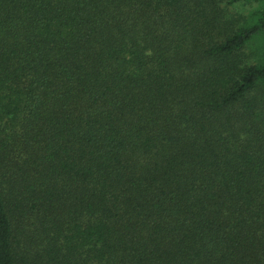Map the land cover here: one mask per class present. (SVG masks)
<instances>
[{
	"label": "trees",
	"instance_id": "16d2710c",
	"mask_svg": "<svg viewBox=\"0 0 264 264\" xmlns=\"http://www.w3.org/2000/svg\"><path fill=\"white\" fill-rule=\"evenodd\" d=\"M0 264H264V0H0Z\"/></svg>",
	"mask_w": 264,
	"mask_h": 264
}]
</instances>
